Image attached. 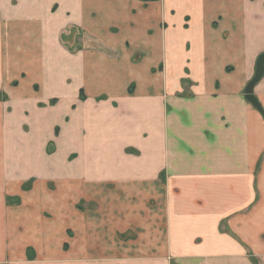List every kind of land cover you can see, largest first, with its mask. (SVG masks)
<instances>
[{"label":"crops","instance_id":"1","mask_svg":"<svg viewBox=\"0 0 264 264\" xmlns=\"http://www.w3.org/2000/svg\"><path fill=\"white\" fill-rule=\"evenodd\" d=\"M263 52L264 0H0V78L28 75L4 126L28 107L33 140L0 176L53 215L15 219L0 264L60 256L68 227L80 264H262Z\"/></svg>","mask_w":264,"mask_h":264},{"label":"rangeland","instance_id":"2","mask_svg":"<svg viewBox=\"0 0 264 264\" xmlns=\"http://www.w3.org/2000/svg\"><path fill=\"white\" fill-rule=\"evenodd\" d=\"M189 4V2L186 3L187 7H189ZM86 34L87 29L80 28V44L76 41H71L66 44L69 47V50L73 52L77 48H80V50L92 48L95 43L92 41H86L84 38L87 37ZM1 67H3L2 62H0V69ZM24 79H28V75H21L17 78L5 75L4 79L0 78V175L5 173L3 167L13 160L9 153H12V151H15L16 149L21 152L28 151L32 145L30 142H33V140L29 138L30 126L28 122V107H22V114H25V116L21 115L19 128L12 127L8 129L4 126V124L7 125V123L13 118V106L11 103L13 87L18 86L20 82L25 81ZM14 120L15 123H17L15 118L13 121ZM6 132H9L8 135ZM8 136H10L11 139H8ZM11 140H14L15 145L17 142L18 146H12L10 144ZM33 148H38L37 144H34ZM47 148H51V145L48 144ZM40 182H38L37 177L35 178L33 175L31 177V174H26L25 168L22 167L20 170L19 184L8 185V179L2 181L0 176V242L4 243L6 246H9V243L13 242V225L15 219L20 218V225L22 226L21 232H24V228L26 229L29 221L26 216H29L31 212H33L38 218L42 217L50 220L53 217L49 210L44 209L40 211L38 203L41 202L36 203L32 200V196L35 195H37V199H39V194L35 192V184H39ZM48 188L53 192L57 191V186L54 183H49ZM75 237L76 234L74 229L68 227L66 229L64 241L59 245L58 253H60V256H46V254L42 253L38 248L33 245H28L24 248L26 249L24 258H27L32 261V263L36 264L48 260L47 258L53 259V263L80 264V257H78V252L74 245ZM259 259L260 263L264 264V255L260 256Z\"/></svg>","mask_w":264,"mask_h":264},{"label":"water","instance_id":"3","mask_svg":"<svg viewBox=\"0 0 264 264\" xmlns=\"http://www.w3.org/2000/svg\"><path fill=\"white\" fill-rule=\"evenodd\" d=\"M264 75V52L260 54L257 61L256 73L253 79L249 82L246 87V98L259 110L262 111V105L254 95V86Z\"/></svg>","mask_w":264,"mask_h":264},{"label":"trees","instance_id":"4","mask_svg":"<svg viewBox=\"0 0 264 264\" xmlns=\"http://www.w3.org/2000/svg\"><path fill=\"white\" fill-rule=\"evenodd\" d=\"M56 102V100H52V103H55Z\"/></svg>","mask_w":264,"mask_h":264}]
</instances>
